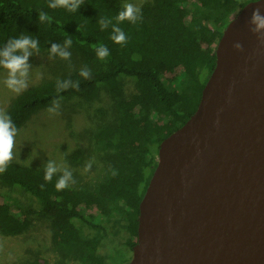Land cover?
I'll use <instances>...</instances> for the list:
<instances>
[{"label":"trees","instance_id":"1","mask_svg":"<svg viewBox=\"0 0 264 264\" xmlns=\"http://www.w3.org/2000/svg\"><path fill=\"white\" fill-rule=\"evenodd\" d=\"M49 0H0V48L11 38L31 35L39 41V51L49 53L52 43L64 47L71 38L70 52L80 66L52 79H45L19 93L7 107L20 128L52 102L70 96L94 100L102 85L118 96V117L95 133L99 142L114 150L105 180L94 186L74 183L61 191L44 180L45 167L11 161L0 173V184L19 188L39 205L30 211L50 222L51 242L62 254L78 247L80 264H106L98 254V239L82 235L80 222L96 224L102 216H117L126 223V245L132 249L137 237L139 203L157 165L162 139L182 126L195 111L201 91L215 66V48L222 31L245 3L235 0H146L138 7L141 19L118 26L127 42L110 39L112 26L101 30V18H112L122 10V0H83L76 12L48 7ZM45 12L51 21L41 22ZM105 45L109 56L98 59L96 49ZM139 57V59H133ZM90 70L91 79L81 69ZM2 69V68H0ZM132 78L136 91L124 96L121 78ZM79 81V89L57 92V82ZM84 157L82 150L71 155L74 164ZM115 171V175H113ZM43 185V187H41ZM0 200V232L19 235L30 219L9 196ZM63 251V252H62ZM78 258L75 256V259Z\"/></svg>","mask_w":264,"mask_h":264},{"label":"water","instance_id":"2","mask_svg":"<svg viewBox=\"0 0 264 264\" xmlns=\"http://www.w3.org/2000/svg\"><path fill=\"white\" fill-rule=\"evenodd\" d=\"M255 2L223 29L195 111L160 142L124 264H264V43L248 23L264 0Z\"/></svg>","mask_w":264,"mask_h":264},{"label":"rangeland","instance_id":"3","mask_svg":"<svg viewBox=\"0 0 264 264\" xmlns=\"http://www.w3.org/2000/svg\"><path fill=\"white\" fill-rule=\"evenodd\" d=\"M146 0H122L123 5L132 3L139 6ZM247 3L252 0H235ZM70 52L67 48L65 49ZM71 53V52H70ZM32 66L29 70L27 88L45 79H52L80 66L79 59L71 56L62 59L47 52H38L29 57ZM5 69H0V110H5L21 92L8 89L4 80ZM121 91L124 96L136 91L132 78H121ZM118 96L111 93L106 85L99 89L97 97L86 101L79 96L59 100L55 113H50V105L35 113L18 131L15 137L13 160L27 165L45 167L49 160L69 169L80 176L81 184L94 186L103 182L112 159L113 148L95 139L94 135L105 126L112 125L118 117ZM81 149L84 157L74 164L71 158L75 149ZM91 167L85 171L86 165ZM9 196L16 207L30 219L29 228L19 235H5L0 232V264H80L82 251L73 247L63 254L53 247L51 227L48 219L31 212L39 203L28 192L19 188L0 184V200ZM100 224L80 222L82 235L87 239H98V254L106 264H124L133 252L126 245L128 232L125 221L117 216L101 217L93 220ZM63 252V251H62ZM75 256L78 258L75 259Z\"/></svg>","mask_w":264,"mask_h":264},{"label":"clouds","instance_id":"4","mask_svg":"<svg viewBox=\"0 0 264 264\" xmlns=\"http://www.w3.org/2000/svg\"><path fill=\"white\" fill-rule=\"evenodd\" d=\"M255 3H258L256 0ZM83 4V0H49L48 7L50 8H64L69 12H76L77 9ZM141 10L138 6L132 3H126L123 5L115 16L116 23L114 24L112 18H101L99 21L101 30H104L112 26V34L110 39L117 44H125L127 42V36L125 32L118 26L124 21L130 23H136L141 19ZM38 19L41 22L51 21V17L45 12L38 13ZM249 30L257 35V39L264 43V14H261V8L256 7L252 10L248 21ZM72 45L71 38L65 39L64 47L60 44L52 43L49 48V54L51 56H59L62 59H69L71 53L66 48H70ZM236 49H241L239 43L233 45ZM39 52V41L33 38L31 35H23L18 38L9 39L3 48H0V68L7 71V76L4 80L5 86L13 92L19 93L27 88V81L29 76V70L32 67L29 63V57ZM98 59L104 60L109 56V51L105 45H100L96 49ZM133 59H139V57H133ZM85 79H91L90 70L87 68L81 69L79 73ZM69 87L79 89V81L64 80L57 82V92L68 89ZM59 107V99L52 102V107L48 109L50 113H55ZM18 133V129L14 124L11 116L0 110V173H3L9 163L13 160V149L15 147V137ZM91 167V163L86 165L85 171ZM62 173L56 184L57 191H61L70 186V182L74 183L72 173L69 169L62 165H58L55 161L49 160L45 165L44 180L51 182L53 176L56 173ZM115 175V171L112 173ZM43 187V185H41Z\"/></svg>","mask_w":264,"mask_h":264}]
</instances>
